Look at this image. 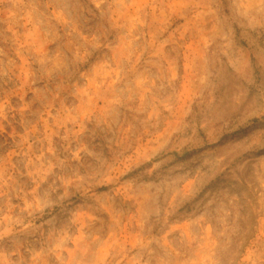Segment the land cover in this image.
Here are the masks:
<instances>
[{
    "label": "rangeland",
    "instance_id": "374dc122",
    "mask_svg": "<svg viewBox=\"0 0 264 264\" xmlns=\"http://www.w3.org/2000/svg\"><path fill=\"white\" fill-rule=\"evenodd\" d=\"M0 264H264V0H0Z\"/></svg>",
    "mask_w": 264,
    "mask_h": 264
},
{
    "label": "trees",
    "instance_id": "16d2710c",
    "mask_svg": "<svg viewBox=\"0 0 264 264\" xmlns=\"http://www.w3.org/2000/svg\"><path fill=\"white\" fill-rule=\"evenodd\" d=\"M192 151H193V150H186L185 153L188 155V154H190ZM187 155L183 156V158H186Z\"/></svg>",
    "mask_w": 264,
    "mask_h": 264
}]
</instances>
